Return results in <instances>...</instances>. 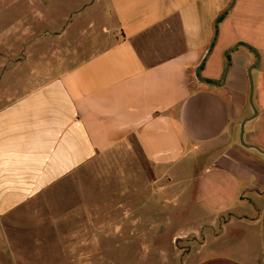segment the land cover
Instances as JSON below:
<instances>
[{
	"label": "crops",
	"instance_id": "1",
	"mask_svg": "<svg viewBox=\"0 0 264 264\" xmlns=\"http://www.w3.org/2000/svg\"><path fill=\"white\" fill-rule=\"evenodd\" d=\"M81 1L32 59L0 54V235L49 224L66 241L138 242L174 224L178 202L208 215L190 230V264H264V154L240 143L256 56L233 50L221 86L195 75L233 0ZM237 43L259 57L244 137L264 150V0H236L221 18L201 77L221 83ZM107 156L130 167L90 166ZM144 206L163 216L138 215Z\"/></svg>",
	"mask_w": 264,
	"mask_h": 264
},
{
	"label": "rangeland",
	"instance_id": "2",
	"mask_svg": "<svg viewBox=\"0 0 264 264\" xmlns=\"http://www.w3.org/2000/svg\"><path fill=\"white\" fill-rule=\"evenodd\" d=\"M40 1L0 0V54L3 55L8 50L14 64L19 60L23 61L25 57L32 59L41 51L37 48H42L43 45L49 47V41L53 38L45 30L65 26L63 19L66 14L73 11L75 15L81 11L85 3L81 0H44L42 3ZM6 60L7 57L0 55V63ZM11 65L5 66L4 71ZM1 66L0 72L3 71ZM129 163L127 160L116 162L107 156L96 160L90 166L101 170H113L129 168ZM189 163L195 162L186 159L179 164L178 170H184ZM100 179L108 182L114 180L112 176ZM177 205L178 202L176 204L170 202L169 206V216L175 220L174 224L154 225V229L159 230L149 234L147 239L143 234V239L138 242L126 240L124 236L100 238L94 243L66 241L62 239L66 227L62 229L61 225L49 224L33 227L35 228L33 232H24L20 237L4 232L0 235V264H190L197 259L193 255L185 257L197 243L194 241L195 235L190 233V230L198 227L200 222L207 221L208 215L205 210H180ZM127 212L128 209H124L123 216H126ZM138 215L158 220L163 213L160 208L146 209L144 206L138 209ZM139 227L150 228L148 225ZM58 230L59 233H63L62 236L58 234ZM88 252L89 257L83 255Z\"/></svg>",
	"mask_w": 264,
	"mask_h": 264
},
{
	"label": "water",
	"instance_id": "3",
	"mask_svg": "<svg viewBox=\"0 0 264 264\" xmlns=\"http://www.w3.org/2000/svg\"><path fill=\"white\" fill-rule=\"evenodd\" d=\"M235 2H236V0H233L232 3L230 4V6L226 10H224L222 13H220L217 16V18L215 19V22H214V37H213L212 42H211V44L209 46V49L207 50V52L205 54V57L203 58V60L201 61V63L196 68L195 75H196L197 79L199 81H201V82H204V83H207V84H210V85H214V86H221V85L225 84V82H226L227 74H228L229 68L231 66V56H230V54H231V52L233 50H235L239 46H244V47H246L247 49H249L251 52H253L255 54L256 61L248 69V76H249V80H250L249 102H250V105H251V107L253 109V115L250 116V117H248V118H245L241 122V125H240V143L245 148H253V149H256L257 151L261 152L262 154H264V150L261 147H259L258 145H255V144H248L245 141V137H244V134H245V124L248 121L254 119L257 116V114H258V110H257V108L255 106L254 99H253V96H254V80H253L252 70L259 64V57L257 56V53L255 52V50H253L249 46H247L245 44H242V43H237L232 48H230L226 52V67H225V71H224V75H223V79H222V82L221 83H216V82L210 81L208 79H205V78L201 77V75H200V69L203 66L204 62H205V58L210 54V52H211V50H212V48H213V46H214V44H215V42L217 40L219 22H220L221 18L224 15H226L233 8Z\"/></svg>",
	"mask_w": 264,
	"mask_h": 264
}]
</instances>
